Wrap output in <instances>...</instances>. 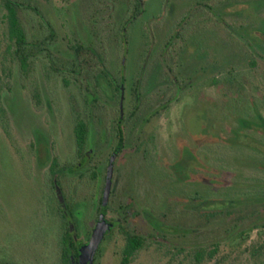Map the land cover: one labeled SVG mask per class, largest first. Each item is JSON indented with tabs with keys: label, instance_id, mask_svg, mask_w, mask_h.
<instances>
[{
	"label": "rangeland",
	"instance_id": "1",
	"mask_svg": "<svg viewBox=\"0 0 264 264\" xmlns=\"http://www.w3.org/2000/svg\"><path fill=\"white\" fill-rule=\"evenodd\" d=\"M14 1L38 9L56 39L50 58L42 53L23 80L5 53L0 7V102L9 124L8 136L0 128V264H60L63 223L48 179L53 158L64 170L62 196L76 223L71 235L76 243L88 242L119 121L124 147L114 158L105 217L116 227L93 264H120L125 233L146 239L129 264H196L194 250L217 240L214 259L201 264H264V256L254 254L264 244V159L230 143L240 133L264 145V133L251 128L264 127V83L246 68L250 52L243 47L249 42L264 56V0H217L220 24L196 31L189 26L192 32L187 29L185 40L174 45L170 77L159 55L194 0H139L142 13L134 20L135 0ZM20 20L34 41L40 33L36 16L22 10ZM73 45L86 50L80 77L66 67L75 60ZM97 60L116 85L123 80L114 99L94 87ZM51 61L63 76L50 71ZM231 67L247 70L236 82L239 89L230 92L221 73ZM135 85L140 101L132 117ZM90 94L92 105L86 102ZM76 117L88 125L89 158L72 175L66 169L78 162ZM214 202L232 214L207 220L218 211ZM156 222L160 236L152 229Z\"/></svg>",
	"mask_w": 264,
	"mask_h": 264
},
{
	"label": "trees",
	"instance_id": "2",
	"mask_svg": "<svg viewBox=\"0 0 264 264\" xmlns=\"http://www.w3.org/2000/svg\"><path fill=\"white\" fill-rule=\"evenodd\" d=\"M0 1H1L0 7L2 11V25H3L2 33L5 42V53L10 56L11 62L17 65L21 78L23 80H27L30 77L35 62L40 59L42 53L47 52L48 55L49 46L52 43H54L56 39V34L52 28V25L42 16L40 11L35 7L25 6L14 0H0ZM216 1L217 0H194L192 8L188 9L185 12V14H183L176 21L172 31L170 32V36L167 38V41L159 55V59H161V63L163 64V65L161 64L162 71L165 76L170 77V75H174L173 74L175 71L174 68L176 66L173 64L174 60L172 53L173 50H175L173 48L178 41L185 40L184 38L185 36H187L188 33L187 31L189 30V26H191L192 29L194 28L193 30L196 31L197 29H200L201 26H207L208 29L209 28L212 29V27H215V25L217 26V24H220V22L217 21L218 18L217 13L214 10V4H217ZM223 1H227V0H223ZM135 2L136 5L132 7L130 6V9L133 11V17H132L133 20L135 17H137L142 13L140 1L135 0ZM28 9L36 16L38 21V26L40 29V33L34 41H30L31 39L30 34L26 32L20 20V11L22 10L24 11ZM132 19H130L127 22H132L133 21ZM125 31L123 32V35H125ZM226 32L228 33V36L232 38L233 32L227 29ZM243 47H245L246 50L250 52L249 55L246 54L247 56V59L245 60L246 68L247 69L250 68L254 73L258 72L257 76L260 78L262 83H264V56L253 52L251 48V44L249 42L245 45L243 44ZM70 49L73 51L75 60L71 61L70 63H67L66 67L70 69L71 74L80 77L82 74V69L88 63L87 60L84 58V56H86L84 55L86 50L79 45L70 46ZM87 52H88L87 56H89V54L90 56L93 55L95 56L94 52H92L91 50L90 51L87 50ZM48 57L50 58L49 55ZM51 62H50L51 64L50 71L52 70L56 76L57 75L63 76L62 72L60 73L58 69H54L53 67L54 63L53 61ZM95 62L97 63V64L95 63L96 64L95 67L96 70L98 71L93 81L95 89L101 91V93L104 94L107 99L109 100L114 99L115 93L119 92L120 90V86L118 88V85H116L115 82H113L109 74L102 67L100 60H97ZM43 66L46 69L45 65ZM246 68L231 67L228 71L221 73L225 78L222 81V84L225 86V88L228 89L230 92L233 89L234 90L239 89V86H236V82L238 81V83L241 84L242 76H240V73L242 70ZM6 76L8 77V75ZM174 79L176 78L173 77L172 80ZM63 80L65 79L63 78ZM214 82L216 84H220L218 79H215ZM133 92H134L133 98L137 103V105H136V109L132 112V117L136 116V113L139 110L140 96L137 93L136 85L134 86ZM32 97L35 100V106L38 107V105H40V96L38 92L34 91ZM86 102L92 105L93 103L96 102V98L93 97V94H90L89 96H87ZM0 128L2 129V131L6 136L9 135L8 117L1 102H0ZM251 128L256 133L259 132L261 134L264 133V127L261 123L258 125L256 124ZM73 138H74L76 154L78 156H81L85 150L87 144V138H88V125L86 120L83 119L82 117H76L74 120ZM120 143L121 141L119 142L117 151H119L120 149L121 146ZM230 143L248 148L251 151L261 155L264 159V145L261 144L258 140L250 139L243 134L237 133L232 137ZM61 168L62 167L59 165L57 158H53L51 161V165L49 167V173H48L49 181L52 177H54L57 174H60V172L63 171V168L62 169ZM92 178H95V176L94 177L92 176ZM196 197H198V195H196ZM213 204L217 206L218 211L209 213L207 220L217 218L220 215L230 216L232 214L231 211L233 210L227 209L226 208L227 205L225 203L223 204L220 202H216V203L214 202ZM220 205H222L221 210L219 209ZM65 206L67 208V211H69L67 204H65ZM59 217L63 223V227L61 229L60 244H59V248H60L59 263L73 264V260L74 261L77 260L78 248L76 247V245H74L71 242L70 234L68 232V229H66L65 218H64L65 214L63 216L60 215ZM161 227L162 225L160 224L158 225V227L155 228V232L157 233L156 235L158 236H160L159 233H161L160 230ZM262 227H264V223ZM125 234L126 236L124 240V245L120 254L121 256L120 264H129L134 258V256L140 250H142L146 244V239H144L141 236L134 235L132 233H125ZM219 243L220 241L217 240L214 241V243L210 244L207 249L199 248L197 250H194L193 252L194 262L196 264H201L204 261L207 262L212 261L218 252ZM254 254L263 257L264 244L259 249H257L254 252Z\"/></svg>",
	"mask_w": 264,
	"mask_h": 264
},
{
	"label": "flooded vegetation",
	"instance_id": "3",
	"mask_svg": "<svg viewBox=\"0 0 264 264\" xmlns=\"http://www.w3.org/2000/svg\"><path fill=\"white\" fill-rule=\"evenodd\" d=\"M122 85V86H121ZM119 86H120V90L119 91H121V89H122V87H123V81H122V84H119L118 85V88H119ZM121 113V112H120ZM119 120H121V116H120V119ZM121 121H119L118 122V129H117V131H116V139H117V141H116V148H115V150H114V152H113V154L111 155V157H110V159H109V161H108V167H107V169H106V175H105V179H104V186H105V183H106V178H107V170H108V168H109V166H111V169L113 170V164H114V158H115V156H116V154H118L119 152H120V150H122L123 149V147H124V136H123V131H122V129H121ZM121 139V140H120ZM121 141V143H120V149H119V151H117V148H118V146H119V142ZM86 154H84V152H83V154L81 155V156H78L77 154H76V150H75V157L77 158V160H78V162H77V164L75 165V166H71L70 168H68V169H66V172L67 173H69V174H72V175H74L76 172H79L86 164H87V161H86V156H85ZM89 158V157H88ZM113 159V161H112V163H110V161ZM62 169V168H61ZM74 170L76 171V172H74ZM64 170L63 171H61L60 172V174H57V175H55L54 177H52L51 179H50V181H49V183H50V192H51V194L54 196V198H55V200H56V202H57V204H58V208H57V215L58 216H60V215H64V213H63V207H62V205L60 204V199H62L63 201V203H64V198H63V196H62V193H63V190L61 189V187H60V183H61V179H63V177H64ZM72 172V173H71ZM92 176L94 177V176H96V174H92ZM58 181H59V184H58ZM103 190H104V188H103ZM103 190H102V193H101V197L99 198V201H98V206H99V208H98V213H97V216H96V221H95V224H94V227H93V229H92V231H91V235H92V232H93V230H94V228H95V225H96V222H97V220L99 219V216H100V213H101V202H102V198H103ZM64 207H65V209H66V213H67V215L64 217L65 218V224H66V227L68 228V232H69V234H70V237H71V242L74 244V245H76V247L78 248V251H79V249L83 246V245H85V244H79V243H76V241L73 239V237L74 236H72L71 235V233H70V229H72V228H75V221H74V213H73V210L70 212V210L69 211H67V208H66V206H65V203H64ZM106 212H107V205H106V210H105V214H104V220L109 224V226H110V231L107 233V234H109L115 227H116V223H113L112 221H110V220H107L105 217H106ZM158 225H160L158 222H156V224L154 225V226H152V229L153 230H155V228L156 227H158ZM91 235H90V237H91ZM106 236V235H105ZM90 237H89V239H90ZM89 239H88V241H89ZM101 244V243H100ZM100 246V245H99ZM99 248V247H98ZM77 260H78V255H77ZM77 260L76 261H74L73 260V264H77Z\"/></svg>",
	"mask_w": 264,
	"mask_h": 264
},
{
	"label": "water",
	"instance_id": "4",
	"mask_svg": "<svg viewBox=\"0 0 264 264\" xmlns=\"http://www.w3.org/2000/svg\"><path fill=\"white\" fill-rule=\"evenodd\" d=\"M86 161H88L89 155L86 154ZM113 159L110 161L112 163ZM111 175H112V169L111 166H109L107 170V178H106V183L104 186L103 190V198L101 202V213L99 216V219L96 222L95 228L92 232V235L89 239V241L83 245L79 251H78V260L77 264H93L94 261V256L98 250V247L100 243L103 241L105 235L110 231V226L109 224L104 220V214L106 210V205L108 202V198L110 195V180H111ZM60 203H62V199H60ZM63 207V212L65 216L67 215L66 210ZM71 233V229H70Z\"/></svg>",
	"mask_w": 264,
	"mask_h": 264
}]
</instances>
